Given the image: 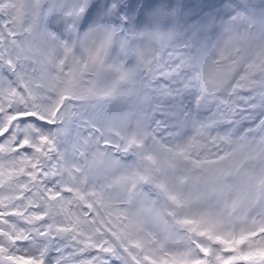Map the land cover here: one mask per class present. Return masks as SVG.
Instances as JSON below:
<instances>
[{"label": "snow or ice", "instance_id": "6c2138e0", "mask_svg": "<svg viewBox=\"0 0 264 264\" xmlns=\"http://www.w3.org/2000/svg\"><path fill=\"white\" fill-rule=\"evenodd\" d=\"M0 264H264V0H0Z\"/></svg>", "mask_w": 264, "mask_h": 264}]
</instances>
